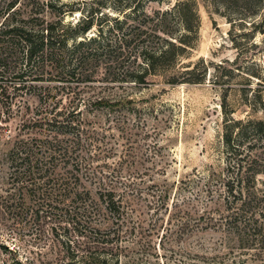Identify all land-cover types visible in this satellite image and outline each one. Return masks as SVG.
Segmentation results:
<instances>
[{
	"label": "rangeland",
	"instance_id": "374dc122",
	"mask_svg": "<svg viewBox=\"0 0 264 264\" xmlns=\"http://www.w3.org/2000/svg\"><path fill=\"white\" fill-rule=\"evenodd\" d=\"M13 1L0 0V40L7 29L5 8ZM32 1L79 8L64 15V22L72 25L93 4L17 0L15 19L27 20ZM176 1L149 0L147 10L171 9ZM189 1L198 19L196 35L190 34L181 54L169 65L155 67L144 83L127 77V70L144 67L134 53L124 54L119 65L101 63L79 94L63 93L46 62L26 64L19 48L0 57V264H41L29 234L31 212L39 200L27 195L11 205L4 202L10 186L6 152L24 120L40 118L47 103L62 100L67 106L75 96L101 102L88 105L81 100L79 105L90 134L85 159L97 177L105 176L104 186L97 178L84 181L93 198L89 203L97 205L95 212H108L98 192L112 189L120 212L142 220L146 230L130 245L135 264H264V198L259 196L246 212L223 186L231 157L224 143L225 125L264 120V0ZM47 10L39 13L45 21L60 16L58 8ZM102 11L121 17L109 8ZM34 23L42 26V20ZM111 24H95L85 36L94 37L99 27L107 36ZM172 25L176 33L183 32L178 19ZM261 138L253 150L264 158ZM254 185L264 192V172L255 175Z\"/></svg>",
	"mask_w": 264,
	"mask_h": 264
},
{
	"label": "trees",
	"instance_id": "16d2710c",
	"mask_svg": "<svg viewBox=\"0 0 264 264\" xmlns=\"http://www.w3.org/2000/svg\"><path fill=\"white\" fill-rule=\"evenodd\" d=\"M99 1L93 0L88 10H81V18L72 25L64 22V15L79 8L64 9L66 4L57 7L51 1H32L27 20L15 19L14 0L5 8L7 29L1 33L5 40H0V57L6 58L19 48L26 64L35 59L46 62L55 72L63 93L79 94L82 87L93 81L101 63L119 65L126 53H134V58L140 56L144 64L139 71L127 70V77L135 84L146 82L155 67L172 63L188 45L190 34L197 33L198 19L189 0H177L171 9L152 13L147 10L149 0L136 4L135 0ZM43 8L49 13L58 8L60 16L45 21L39 15ZM104 8L115 10L121 17L109 16L102 11ZM173 19H178L183 32H175ZM36 20H42L41 27L37 28ZM106 21H112L107 36L102 27L94 37L85 36L95 24ZM113 32L117 34L114 40L110 36ZM152 38L157 41L152 42ZM20 72L24 73L21 69ZM81 100L88 105L101 103L75 96L66 106L58 100L47 103L40 118L22 122L5 155L10 186L4 202L11 205L27 195L39 200L36 211L31 212L29 234L36 241V260L41 264H135V251L130 245L135 243L138 233L146 230L142 220L129 212H120V201L112 189L98 192V199L108 212H95L93 209L99 208L89 203L93 198L84 181L97 178L98 184L104 186L105 176L97 177L98 171L84 156L90 134L83 125ZM263 135L264 120H249L245 124L237 120L225 125L224 143L231 157L227 166L229 178L223 186L241 201L240 206L248 209L246 212L259 196L264 198V192L259 193L254 185L255 175L264 172V158L257 148L253 150ZM246 139L247 149L243 147Z\"/></svg>",
	"mask_w": 264,
	"mask_h": 264
}]
</instances>
